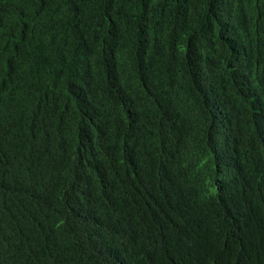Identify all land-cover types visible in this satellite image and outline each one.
<instances>
[{
	"label": "trees",
	"instance_id": "obj_1",
	"mask_svg": "<svg viewBox=\"0 0 264 264\" xmlns=\"http://www.w3.org/2000/svg\"><path fill=\"white\" fill-rule=\"evenodd\" d=\"M0 264H264V0H0Z\"/></svg>",
	"mask_w": 264,
	"mask_h": 264
}]
</instances>
